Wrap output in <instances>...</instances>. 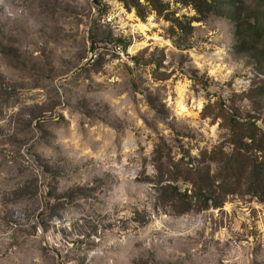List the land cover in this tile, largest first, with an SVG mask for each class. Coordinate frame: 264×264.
<instances>
[{
  "label": "rangeland",
  "instance_id": "obj_1",
  "mask_svg": "<svg viewBox=\"0 0 264 264\" xmlns=\"http://www.w3.org/2000/svg\"><path fill=\"white\" fill-rule=\"evenodd\" d=\"M208 2L0 0V264H264V0Z\"/></svg>",
  "mask_w": 264,
  "mask_h": 264
},
{
  "label": "trees",
  "instance_id": "obj_2",
  "mask_svg": "<svg viewBox=\"0 0 264 264\" xmlns=\"http://www.w3.org/2000/svg\"><path fill=\"white\" fill-rule=\"evenodd\" d=\"M194 5L195 9L200 14L201 16H205L208 13L211 12H217V9L213 6L211 2H208V0H191ZM178 20V19H173V21ZM200 20V19H199ZM186 27H189L192 29L191 22L186 25ZM181 30H185L183 27H179ZM251 45L248 42H245L243 47L246 49L249 48L248 46ZM255 47L257 50V47L255 45H252ZM249 139L251 141H254L255 135L250 134ZM259 151L264 152L263 149H259L258 147L256 148ZM248 164V165H247ZM236 168L238 171H247L249 169V181L251 187H253L255 190H263L262 184H264V179H261L260 176L262 172L264 171V161H258L256 158H250L245 157L237 165L236 167H233L232 169ZM231 169V170H232ZM163 181L157 182V186L159 187V196L163 200H169L170 202L174 203L175 209H177L178 213H186L192 208L193 204V199L197 196V191L196 189L193 190L191 194L188 193V190H186L184 193L180 190V188L177 185H174L170 180H166L164 184H162ZM213 202V206L215 208L221 206V202L217 201L215 195H210L209 197L205 198V205H207V201L210 200Z\"/></svg>",
  "mask_w": 264,
  "mask_h": 264
},
{
  "label": "bare ground",
  "instance_id": "obj_3",
  "mask_svg": "<svg viewBox=\"0 0 264 264\" xmlns=\"http://www.w3.org/2000/svg\"><path fill=\"white\" fill-rule=\"evenodd\" d=\"M140 27H142V26H140ZM144 27V26H143Z\"/></svg>",
  "mask_w": 264,
  "mask_h": 264
}]
</instances>
